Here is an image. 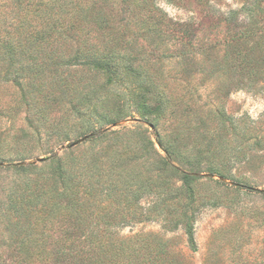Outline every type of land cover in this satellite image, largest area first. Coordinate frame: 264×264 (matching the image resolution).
<instances>
[{"label":"rangeland","instance_id":"1","mask_svg":"<svg viewBox=\"0 0 264 264\" xmlns=\"http://www.w3.org/2000/svg\"><path fill=\"white\" fill-rule=\"evenodd\" d=\"M151 2L168 19L191 21L189 54H180L177 26L134 19L123 45L135 57L121 69L123 84L75 61L80 40L38 39L30 51L0 53V254L27 232L8 222L31 207V184L53 167L51 158L69 155L79 149L71 144L108 127L112 134L133 132L116 163L130 172L132 189L146 191L141 200L129 192L126 198L143 206L154 201V219L121 224L120 235L156 233L191 264H264V18L251 23L242 10L230 20L242 0H209L203 9L187 0ZM102 43L88 38L83 45L92 54ZM165 159L197 177L185 180ZM18 162L37 166L13 169ZM197 200L192 250L176 223L180 206L191 214Z\"/></svg>","mask_w":264,"mask_h":264},{"label":"trees","instance_id":"2","mask_svg":"<svg viewBox=\"0 0 264 264\" xmlns=\"http://www.w3.org/2000/svg\"><path fill=\"white\" fill-rule=\"evenodd\" d=\"M187 1L194 2L199 9L210 5L209 0ZM242 1L239 10L230 11V20H238L242 10L247 11L251 23L264 18V0ZM167 17L165 12L157 13L151 0H0V53L12 56L18 50L30 51L31 43L38 39L80 40L74 49L75 61L84 59L82 64L104 73L110 84H123L121 69L131 67L135 57L130 48L123 45L130 37L126 27L134 19L137 22L164 20L169 22L166 24L177 26L180 54H189L186 39L191 35V21H173ZM165 32L160 34L165 35ZM249 32L244 31L239 37ZM88 38L103 41L101 48L92 54H88L91 50L83 45ZM109 42L116 45L108 47ZM114 97L121 95L114 94ZM108 130L107 127L91 132L84 141L70 145L79 149L67 156L51 158L53 167L43 175L42 181L31 184L30 198L26 199L31 207H25L27 212L18 215L17 222H13L17 216L9 219V224L27 232L0 254V264H191L172 253L156 233L123 236L116 231V227L129 221L154 219L149 213L154 201L149 200V204L143 206L140 197L146 188L140 185L132 189L127 176L130 172L125 175V169L116 163L122 159L123 148L130 145L128 138L133 132L123 129L112 134ZM90 140H94L91 146L80 149ZM156 142L168 157L172 156L162 140L157 138ZM148 145L160 155L152 139L148 140ZM164 165L178 171L185 180L197 177L173 166L168 159L164 160ZM36 166L18 162L11 167L24 171ZM240 187L254 190L250 186ZM128 192L138 194L140 200L126 198ZM19 202L16 204H21V200ZM198 205L197 200L193 212L187 214L183 213L187 206L182 204L176 223L183 227L192 250L197 247L194 223ZM23 229L21 232H25Z\"/></svg>","mask_w":264,"mask_h":264},{"label":"water","instance_id":"3","mask_svg":"<svg viewBox=\"0 0 264 264\" xmlns=\"http://www.w3.org/2000/svg\"><path fill=\"white\" fill-rule=\"evenodd\" d=\"M84 138H82L81 140H79V141H82ZM79 141H77V142H75V144L76 143H78ZM44 159L43 158H39V161H43Z\"/></svg>","mask_w":264,"mask_h":264}]
</instances>
